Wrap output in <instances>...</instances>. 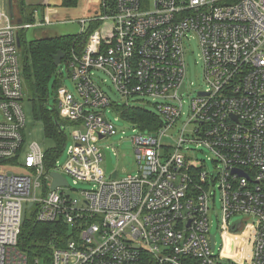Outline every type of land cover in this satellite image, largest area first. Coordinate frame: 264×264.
<instances>
[{"label":"built area","instance_id":"obj_1","mask_svg":"<svg viewBox=\"0 0 264 264\" xmlns=\"http://www.w3.org/2000/svg\"><path fill=\"white\" fill-rule=\"evenodd\" d=\"M93 1L79 18L86 45L66 62L75 89L57 92L73 129L67 158L47 168L43 147L27 141L17 37L55 20L47 3L43 20L19 23L0 0V264H227L210 234L217 192L222 232L252 221L250 264H264V0ZM192 40L206 87L193 90L182 121ZM108 81L119 101L104 89ZM145 97L162 99L155 131L119 111L146 108ZM120 120L133 129L137 164L123 177L115 165L107 172L100 143L121 131ZM204 148L214 170L196 154ZM53 172L68 184L52 189ZM28 217L68 228L49 261L19 248Z\"/></svg>","mask_w":264,"mask_h":264},{"label":"rangeland","instance_id":"obj_2","mask_svg":"<svg viewBox=\"0 0 264 264\" xmlns=\"http://www.w3.org/2000/svg\"><path fill=\"white\" fill-rule=\"evenodd\" d=\"M41 0L38 4H29L32 6H37V12L35 14L36 21L43 20L45 15H47V3L49 10V15L55 21L51 24L39 27V28H30L25 32V40L30 41L41 35H75L80 34L82 31V26L79 21V16H81L77 9H73V12L70 16L67 14L71 11H67L65 6L62 5V0ZM27 2V1H26ZM87 0H80V3L86 4ZM28 4V3H27ZM78 5V6H79ZM77 7V6H76ZM80 7V6H79ZM187 78L186 81L190 87V91L186 92L183 97L184 111L185 115H182V121L188 119L189 114V105L192 97L195 95L194 89L202 86L206 87V84H203V66L200 59V48L196 40H192L187 47ZM62 85H65L69 91H74L75 85L70 77H68V71L66 68V63L61 62L58 65L57 70L54 75L51 77L49 84V100L50 104L53 106L55 104L56 96V87L55 81L57 79H62ZM108 84L111 85V81H108ZM104 89L111 95L114 101H119V96L115 93L113 85L110 87H104ZM143 106H145L149 111L158 114L157 111V102H162V99H153L152 97L139 98ZM23 110L26 116V134L27 141L38 142L43 149H48L55 147V142L53 139L47 137L45 132V127L42 121H38L34 116L33 102L30 100L29 95L26 94L22 100ZM59 106V105H58ZM60 110V107H59ZM60 114L61 110H60ZM109 117L114 121L115 114L110 113ZM116 125L121 130L119 133L113 136H109L104 140H101L100 143L107 147L111 152L113 164L119 171V176H127L128 174H135L137 172V164L135 158V152L131 142V137L134 134L133 129L124 120L115 122ZM66 130V133L69 137V143L71 142V136L73 129L70 125H64L62 127ZM122 130L124 132H122ZM169 139V138H166ZM196 154L199 158L207 160V163L211 170H214V166L211 160H208L210 156L209 151L205 148L203 151H197ZM67 155L65 152L58 158L61 163L66 161ZM22 164V159L20 160ZM20 171V170H18ZM71 186H73L72 178H69ZM38 195L41 196V190L38 191ZM220 193L217 192L215 206L211 210L210 214V234L215 236L216 250L217 254L224 255V260L227 264H250L252 260V251L251 248L255 243L256 231L255 225L252 221H248L247 225L243 228L242 231L237 233H223L222 232V222H221V203H220ZM242 216H235V219H241Z\"/></svg>","mask_w":264,"mask_h":264},{"label":"trees","instance_id":"obj_3","mask_svg":"<svg viewBox=\"0 0 264 264\" xmlns=\"http://www.w3.org/2000/svg\"><path fill=\"white\" fill-rule=\"evenodd\" d=\"M80 0H62L65 7H76ZM13 13L25 22L36 20L37 6L27 4L26 0H12ZM17 18V16H16ZM97 27L93 25L92 28ZM21 38L22 75L25 92L33 102L34 116L42 121L47 137L55 142V147L45 149L47 168H52L64 152L68 142V134L62 127L71 125V122L60 114L58 106V89L62 79L55 81L56 96L52 106L49 100V84L58 66L54 63V55L58 51L65 52L63 62L66 63L72 52L84 49L87 38L85 35L75 34L68 36L41 35L33 40H25V31L19 33ZM124 118L142 131H155L163 125V119L156 113L144 107H120ZM68 228L60 222H39L28 217L19 239V248L31 258L50 260L53 248L67 240Z\"/></svg>","mask_w":264,"mask_h":264},{"label":"water","instance_id":"obj_4","mask_svg":"<svg viewBox=\"0 0 264 264\" xmlns=\"http://www.w3.org/2000/svg\"><path fill=\"white\" fill-rule=\"evenodd\" d=\"M28 4H36V3H40L41 0L39 2H36V1H31V0H26ZM8 3H9V6H10V11L12 12V0H8ZM22 20L19 19L18 22H21ZM17 41H18V46L20 47L21 46V39H20V36L17 37ZM65 57V52H63L62 50L58 51L57 54L54 55V63L55 65H59L61 63V61L63 60V58ZM184 90V85L182 87V90L181 92ZM102 137V135H101ZM106 156H107V172H110L112 170V168L114 167V164H113V159H112V156H111V153L110 151H107L106 152ZM116 174L117 172H113L112 176L113 177H116ZM53 177H54V182H53V185H52V189H56L57 186L59 185H67L68 184V181L67 179L60 173H57V172H53L52 173ZM239 223L238 224H235V226H233V230L236 231L237 227H238ZM212 243H214V237L212 238Z\"/></svg>","mask_w":264,"mask_h":264},{"label":"crops","instance_id":"obj_5","mask_svg":"<svg viewBox=\"0 0 264 264\" xmlns=\"http://www.w3.org/2000/svg\"><path fill=\"white\" fill-rule=\"evenodd\" d=\"M31 1L39 2L40 0H31ZM45 2H47V1L45 0ZM93 2H94L93 0H87L86 4L80 3V5H79V3H78V5L80 7L78 5H77V7H65L67 11H71V12H69L67 14V16H70L71 15V13L73 12V9H77L78 10L79 14L81 15V16H79V18L91 14L92 11L94 10V5L92 6V3Z\"/></svg>","mask_w":264,"mask_h":264},{"label":"bare ground","instance_id":"obj_6","mask_svg":"<svg viewBox=\"0 0 264 264\" xmlns=\"http://www.w3.org/2000/svg\"><path fill=\"white\" fill-rule=\"evenodd\" d=\"M10 13H11V15H13L14 17H16L15 15H14V13H13V9H12V12L10 11ZM21 19L22 20V18L21 17H17V21L19 20V19ZM22 22V21H21ZM20 23V22H19ZM20 36V35H19ZM21 39V38H20ZM21 47V46H20ZM61 62H63V60L61 61ZM159 115V114H158ZM181 118H182V116H181ZM68 141H69V139H68ZM68 143V142H67ZM65 152V151H64ZM115 172V171H114ZM58 173V172H57ZM117 175V174H116Z\"/></svg>","mask_w":264,"mask_h":264}]
</instances>
